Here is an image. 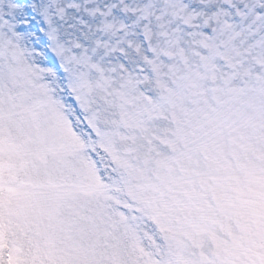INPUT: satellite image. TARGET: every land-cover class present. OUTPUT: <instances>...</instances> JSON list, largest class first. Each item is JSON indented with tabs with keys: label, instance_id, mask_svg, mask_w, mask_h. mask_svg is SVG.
I'll return each mask as SVG.
<instances>
[{
	"label": "snow or ice",
	"instance_id": "obj_1",
	"mask_svg": "<svg viewBox=\"0 0 264 264\" xmlns=\"http://www.w3.org/2000/svg\"><path fill=\"white\" fill-rule=\"evenodd\" d=\"M0 264H264V0H0Z\"/></svg>",
	"mask_w": 264,
	"mask_h": 264
}]
</instances>
